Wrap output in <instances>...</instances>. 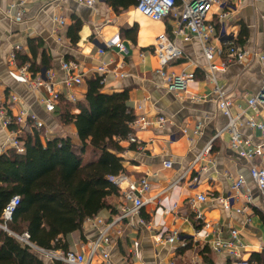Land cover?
Returning a JSON list of instances; mask_svg holds the SVG:
<instances>
[{
	"label": "crops",
	"instance_id": "0c3cea01",
	"mask_svg": "<svg viewBox=\"0 0 264 264\" xmlns=\"http://www.w3.org/2000/svg\"><path fill=\"white\" fill-rule=\"evenodd\" d=\"M19 1L0 0V154L13 149L10 143L13 129L3 123L6 111L11 115L23 109L31 111L44 121L43 129L49 132L46 138L70 136L74 143H81L75 124L63 123L57 109L54 112L47 110L43 101L45 89L35 88L31 81H22L12 73L19 74L25 65L31 80L50 79L47 77L49 73L55 88L66 95L70 89L64 84L66 73L62 63L73 61L83 74V83L72 89L78 93L79 100H84L87 80L100 75L101 80L104 79L101 81L104 93L128 91V105L135 117L144 114L155 121L159 114H164L169 118L165 125L153 121L146 128H133L136 142H131L129 137L121 141L125 147L120 154L125 178L118 185L119 193L107 198L111 207L102 209L93 217L112 220L123 205L131 204L125 197L130 182L138 183L142 178H148L151 187L144 194L147 201L140 211L146 225L132 227L124 221L112 230V243L106 248L113 264H226L232 256L227 252H216L212 241L233 240V229L239 231L246 245L242 249L244 258L250 259L253 252L264 250L261 195L251 176L250 162L231 149L228 131L220 133L229 118L210 97L213 83L204 70L207 59L200 40L195 37L185 40L182 34H175L178 21L173 16L154 20L143 15L137 9L139 0H118L117 7L108 0H94L93 4H88V0ZM190 1L193 0H177V8L181 9ZM14 2L18 6L9 15L7 10ZM228 2L230 15L224 20L227 38L235 37L238 42L245 27L248 37L243 45L250 51L263 54L264 0ZM18 10H23L20 21L14 18ZM221 11L218 5H214L208 13V20L216 23L217 31ZM76 20L81 21L82 27L78 42L72 43L68 32ZM161 33H166L183 51V56L168 62L164 70L195 74L187 91H170L158 71L162 65L153 47ZM227 38L218 36L211 41L223 49L222 56L216 53V62L227 56ZM30 40L41 45L37 63L41 62L44 50L49 58V67H43L36 76L30 70L29 61L21 63L16 59L18 53L32 58ZM110 42L122 43L126 51L116 44L110 46ZM16 45L21 49L15 50ZM137 51L144 56L141 58ZM102 66L104 71L99 70ZM217 77L232 102L231 115L241 114L240 131L259 143L260 131L250 129L244 123L249 117L264 121V109L252 108L247 101L262 89L264 61L252 58L243 63L233 62L224 72L217 73ZM12 95L17 96L16 101ZM72 111L78 113L79 109L74 107ZM198 123L202 124V131L194 134ZM210 143L209 153L194 163ZM167 159L173 161L172 167H165ZM196 176L198 182L193 180ZM238 177L245 181L239 193L232 188L233 180ZM199 194L207 195L208 199L194 205L192 200ZM230 194L236 198L232 208L225 209L216 198ZM247 195L251 197L250 201ZM244 206H247L244 213L236 212ZM197 211L203 213V219L197 218ZM204 221L211 223L212 227L205 228ZM98 232V227L86 219L82 230L69 233L64 240L68 249L84 252ZM175 232L177 239L166 241ZM100 261L101 256H96L94 263Z\"/></svg>",
	"mask_w": 264,
	"mask_h": 264
},
{
	"label": "trees",
	"instance_id": "16d2710c",
	"mask_svg": "<svg viewBox=\"0 0 264 264\" xmlns=\"http://www.w3.org/2000/svg\"><path fill=\"white\" fill-rule=\"evenodd\" d=\"M108 1L114 7L119 4L118 0ZM81 27L80 20L70 26L72 43L78 42ZM247 37L243 27L238 43L243 45ZM35 43L30 40L32 58L20 53L16 58L21 63L30 62L33 76L49 67L45 50L37 63L41 45ZM87 85L84 100L73 103L62 96L56 108L63 123L75 124L80 144L70 136L42 137L41 130L30 127L20 136L23 152L10 149L0 154V221L10 199L19 195L20 203L7 226L18 233L28 231L31 240L42 247L67 250L65 236L82 230L87 218L111 207L107 198L118 194L119 187L110 177L125 172L121 141L133 131L135 119L128 105L129 93H104L100 75L88 79ZM74 107L78 113H73ZM10 128L18 127L12 123ZM87 151L91 154L84 160ZM250 260L264 264V250L253 252ZM0 264L47 263L0 227Z\"/></svg>",
	"mask_w": 264,
	"mask_h": 264
},
{
	"label": "built area",
	"instance_id": "2783aa9c",
	"mask_svg": "<svg viewBox=\"0 0 264 264\" xmlns=\"http://www.w3.org/2000/svg\"><path fill=\"white\" fill-rule=\"evenodd\" d=\"M23 0L19 2L22 3ZM88 4H93L94 0H88ZM214 5H218L222 11L219 14L220 29L217 31L216 23L208 20V13L212 10ZM18 3H11L7 10L9 15H12L13 11L17 8ZM229 2L228 0H193L184 3L181 9L177 8V0H139L137 9L145 16L150 17L154 20H161L168 16H173L178 21V29L175 30V34H182L185 40H189L195 37L200 40L203 46V54L207 59V66L204 68L207 72V76L213 83L211 96L218 104V108L228 116V123L220 133L228 131L230 133V147L235 153L250 162V173L254 179L259 193L262 199V205L264 207V121L249 117L244 123L250 129L260 131V142L255 143L251 137L243 134L240 131L239 125H242L240 117L231 115L232 102L229 99L228 93L224 90L223 86L218 83L217 73L224 72L227 67L233 62L243 63L248 59L259 58L264 61V53L260 54L256 51L248 50L244 45H240L235 37L227 38L226 27L224 20L229 17ZM23 10H18L14 14V18L18 21L22 20ZM60 23H64L63 19H59ZM220 36L221 38H227V56L222 58L221 61L216 62V53L220 56L223 54L222 48H217L212 44L214 37ZM116 44L121 50L126 51V47L120 42H110L112 46ZM21 49L20 45L15 46V50ZM154 53L159 57L162 68L158 71L164 78L167 87L170 91H187V86L190 81L195 78L194 73L182 72L180 74L168 73L164 70V65L168 62L183 56V51L180 49L174 41H172L166 33L158 35L156 42L153 47ZM137 54L142 58L144 53L137 51ZM15 57V54H12ZM62 67L65 70L66 77L64 84L70 91L64 95L59 89L55 88V84L51 79V75L48 73L47 79H30L27 70L28 67L25 65L20 69L19 74L13 73L14 76L25 82L33 83L35 88H44L46 91V97L44 98V105L48 111L54 112L58 106V103L62 96L71 102H77L78 93L72 90L83 83V74L78 67V64L71 61H64ZM99 70L104 71L105 68L102 66ZM102 82L104 79L102 78ZM206 96L205 98H208ZM197 98V97H196ZM13 101L17 100V96L12 95ZM248 104L252 108L261 107L264 109V77L262 78V89L261 91L252 97L247 99ZM5 110V109H4ZM6 115L3 116V123L6 127H10L12 123L17 125V129L11 131L10 143L12 148L18 152L25 150L24 142L20 136L26 127H33L37 130L44 128L45 123L35 113L23 109L16 115H11L6 111ZM146 115H139L135 117L131 123L132 128L142 129L148 127L153 123ZM169 121V118L164 114H159L154 122L160 125H165ZM186 130H184L185 132ZM202 131V124L198 123L194 128V134H199ZM129 140L136 142L137 138L134 133L129 134ZM211 143L205 147V149L198 155L194 163H197L201 157L209 153L211 150ZM165 167H172L174 165L171 159H167L164 162ZM184 176V175H183ZM182 176V177H183ZM125 176L123 174L116 177H110V179L117 185H121ZM194 182L199 181V177H194ZM243 177H238L233 180L232 188L239 193L244 186ZM151 184L148 178H142L138 183L130 182L126 187L125 197L131 202L129 205H123L120 213L112 220H106L100 216L89 217L88 220L93 222V225L99 229L97 237L88 242V247L84 252L65 250L63 248H46L38 245L31 240L28 231L22 233L15 232L8 228L7 223L12 220L14 211L20 203V196L14 195L6 207L3 210L0 227L7 230L10 234L16 237L22 244L30 247L36 254L41 258H46L51 263L62 262L64 264H95L94 259L96 256H101V261L97 264H113L110 251L106 248L112 243V230L118 223L127 221L132 227H138L146 225V220L140 216L141 208L145 205L147 199H144V194L150 190ZM236 195L230 194L229 196L217 197L216 199L224 206L225 209H231L235 201ZM208 196L205 194L197 195V198L193 199L195 205L198 201H206ZM247 200L250 201L251 197L247 195ZM247 206L236 209L238 213H244ZM197 218L203 219V213L197 211ZM204 227H212L211 223L204 221ZM233 240H213L212 245L216 252H227L232 256V259L226 264H253L250 259L242 256V249L245 248V244L241 238L238 230H232ZM177 239V233L171 234L166 238L168 242H174ZM175 264V263H171Z\"/></svg>",
	"mask_w": 264,
	"mask_h": 264
},
{
	"label": "rangeland",
	"instance_id": "374dc122",
	"mask_svg": "<svg viewBox=\"0 0 264 264\" xmlns=\"http://www.w3.org/2000/svg\"><path fill=\"white\" fill-rule=\"evenodd\" d=\"M41 133H42V135L46 138L47 136L46 135H49V132L47 133L46 132V130L45 129H41ZM45 133H47V134H45ZM90 151H87V153L84 155V160H86L89 156H90ZM44 261L48 264L49 263V260L48 259H46V258H44Z\"/></svg>",
	"mask_w": 264,
	"mask_h": 264
}]
</instances>
